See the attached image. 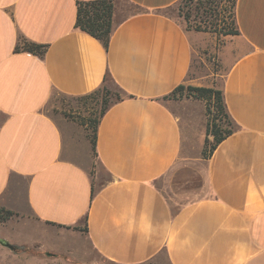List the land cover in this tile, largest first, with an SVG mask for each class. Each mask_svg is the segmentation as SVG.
Instances as JSON below:
<instances>
[{
  "label": "crops",
  "instance_id": "0c3cea01",
  "mask_svg": "<svg viewBox=\"0 0 264 264\" xmlns=\"http://www.w3.org/2000/svg\"><path fill=\"white\" fill-rule=\"evenodd\" d=\"M90 1L0 0V208L24 218L5 234L56 250L52 229L78 227L109 264H264V0H235L220 90L237 130L198 164L182 154L191 115L162 100L184 84L199 37L167 15L180 0H114L107 50L75 28ZM106 77L125 96L93 141L46 114L54 95L86 96ZM192 163H204V195L172 209L156 182Z\"/></svg>",
  "mask_w": 264,
  "mask_h": 264
},
{
  "label": "rangeland",
  "instance_id": "374dc122",
  "mask_svg": "<svg viewBox=\"0 0 264 264\" xmlns=\"http://www.w3.org/2000/svg\"><path fill=\"white\" fill-rule=\"evenodd\" d=\"M232 1L180 0L166 12L168 16L179 22L184 30L199 36L193 46L190 70L184 84L181 85L182 89L173 92L164 101L170 108H177L178 113L185 112L191 115L194 131L191 139L184 141L182 154L196 159V164L199 159L206 160L202 152L204 148L209 149V145L204 144L207 124L217 125L223 130L228 126L227 122L219 116L216 102L213 99L211 101L196 99L188 88L221 89L227 70L226 63L236 48L231 36L222 35L226 30L235 29ZM107 88L110 94L109 103H112L116 97H124V94L114 84L108 83ZM102 98L103 93L100 92L81 98L54 95L45 112L55 121L71 122L79 129H84L91 139L94 122L102 109ZM211 141L210 137L209 143ZM92 164L94 167L93 161ZM194 164L187 166L184 171L175 173V176L172 171L156 182L172 209H177L204 195L203 179H200L197 173L199 168L200 171L203 169L204 163L200 167ZM105 180L102 178V183ZM6 212L9 211L0 208V239L9 238L5 230L7 232L21 230L20 223L24 220V218L14 216L11 212V215H7ZM23 233L30 238L38 236V232L32 229L23 230ZM52 233L55 234V242L61 245L60 248L38 250L36 246H25L24 251L15 253L0 246V264H109L89 246L82 230L78 227H54ZM7 240L8 243H13L10 238ZM52 241L54 239H47L49 244H52ZM148 264H167V261L165 256L160 254Z\"/></svg>",
  "mask_w": 264,
  "mask_h": 264
},
{
  "label": "trees",
  "instance_id": "16d2710c",
  "mask_svg": "<svg viewBox=\"0 0 264 264\" xmlns=\"http://www.w3.org/2000/svg\"><path fill=\"white\" fill-rule=\"evenodd\" d=\"M232 4L234 7L235 0L232 1ZM112 17H113V0H94L90 2H79L77 3L76 6L75 28L78 31L85 33L86 35L99 41L104 47V49L107 50L109 39L112 33V25H113ZM222 35L224 37L237 36L238 32L235 29L234 30L230 29V30H226L225 33ZM21 49L23 52L43 56L46 50V46L36 45V44H24L23 46H21ZM18 50L19 47L16 48V51ZM108 83L114 84L110 78L106 77L103 80V84L96 91L88 94V95H92L98 92L103 93L102 109L98 115V118L94 122L92 141L95 139L96 128L99 120L103 117V115L106 113L109 107L123 100V98L116 97L112 103H109L110 94L107 88ZM181 89L182 86H178L173 92L179 91ZM188 91L192 93L193 97H195L196 99H202L206 101H211V99H213L216 102V109L217 112L220 114L219 116H221L227 122L228 128L225 130L221 129L217 125L207 124L205 130L204 144L205 145L208 144L209 149L206 150L204 148L202 152V156L205 159H208L210 155L213 153V151L216 149V147L224 139L232 135L237 130V126L232 122L228 113L225 110L221 90H213L210 88H201V87H189ZM167 97L168 96L163 97L162 100L165 101ZM210 137L212 138V141L209 143ZM6 213L7 215H11L10 212H6Z\"/></svg>",
  "mask_w": 264,
  "mask_h": 264
},
{
  "label": "water",
  "instance_id": "95a60500",
  "mask_svg": "<svg viewBox=\"0 0 264 264\" xmlns=\"http://www.w3.org/2000/svg\"><path fill=\"white\" fill-rule=\"evenodd\" d=\"M0 246L8 249L11 252H15V253L18 251H24V247L10 244L6 240H2V239H0Z\"/></svg>",
  "mask_w": 264,
  "mask_h": 264
}]
</instances>
